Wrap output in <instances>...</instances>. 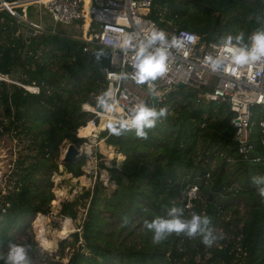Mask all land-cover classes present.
<instances>
[{"label": "trees", "instance_id": "16d2710c", "mask_svg": "<svg viewBox=\"0 0 264 264\" xmlns=\"http://www.w3.org/2000/svg\"><path fill=\"white\" fill-rule=\"evenodd\" d=\"M149 16L160 26L189 29L201 38L221 41L242 31L247 41L264 28V0H152ZM83 45L49 25L43 32L27 33L22 21L0 9V72L39 86V92L32 93L0 79V135L25 138V147L32 150L15 160L14 182L0 197V255L11 243H21L33 258L38 247L32 234L18 240L15 233H25L35 213L50 210V176L59 163L73 176L82 174L85 153L73 162L57 159L66 141L79 146L85 140L77 128L93 114L82 105H96V97L107 90L110 54L109 48L94 45L83 50ZM100 48L107 56L97 61L94 52ZM160 108L167 109V116L147 130V140L134 132L116 137L100 131L105 145L122 155L118 164L100 163L115 187L108 190L96 179L80 195L61 203L59 213L74 218L83 198L85 215L72 240L59 241V256L65 246L72 248L68 260L50 264H264V201L252 183L254 176L264 174V107H250L245 152L239 150L231 122L234 112L227 101L206 99L203 89L176 84L164 94ZM206 158H214L215 164L209 165ZM235 178L240 185H232ZM188 184L199 189L189 212L177 200ZM239 199L244 201V215L227 219L224 229L232 235L211 247L200 237L175 233L159 244L149 236L142 243L120 238L137 227L152 235L144 221L166 217L173 206L183 208L185 218L193 212L209 217L214 229L227 209L238 215V201L233 200ZM0 264L5 261L0 259Z\"/></svg>", "mask_w": 264, "mask_h": 264}, {"label": "built area", "instance_id": "2783aa9c", "mask_svg": "<svg viewBox=\"0 0 264 264\" xmlns=\"http://www.w3.org/2000/svg\"><path fill=\"white\" fill-rule=\"evenodd\" d=\"M30 4L36 5L49 14L53 22L52 31L56 28L55 24L71 25L73 21H77L79 34L67 33V35L81 40L84 43L83 50L91 49L94 45L110 49L109 66L105 72L106 91L110 90L113 93L116 100V113H105L97 109L96 105L84 103L83 109L91 112L93 116L77 128L78 136L86 138L96 135L94 130H107L109 121L116 119L119 115L130 117L132 110L142 103L152 107L151 101L154 95L158 96L157 105L154 107L158 111L164 94L172 86L182 81L186 85L203 89L206 99L229 103L230 109L234 112L231 122L237 128L236 137L240 142L239 150L242 152L247 150L245 146L246 128L249 124L250 107L253 104H260L264 107V61L239 67L226 62L218 70H212L207 63V57L222 54L221 41L201 38L200 35L189 29H179L175 26L167 28L158 25L149 16L152 0H0V9L9 10L26 27H32L33 34L43 32L45 24L31 20L26 13H19L16 10L17 7ZM153 27L163 30L169 41L176 37L183 42L181 49L172 48L170 50L168 71L163 77L153 82L156 88L154 95L150 93L147 85L136 84L131 79L133 53L131 51L123 52L119 47L125 35L131 34L134 37V42L138 43L141 37L148 34ZM121 72L128 73L129 78L117 79ZM0 79L8 83L20 84L29 92H39V86L34 82L25 84L13 79L7 73L1 72ZM102 119L106 120L103 124L101 123ZM88 123H92L94 126L92 133L87 136L79 134V128ZM260 125L264 126L263 120L260 121ZM89 146L91 144L84 140L77 147L81 153L84 147ZM99 175L98 178L95 176V180H101L107 187L115 185L113 181H109L107 175L105 177L104 173H99ZM95 180L93 179V183ZM110 184L111 186H109ZM10 188L11 186L7 190ZM198 196V186L188 184L183 188L177 200L182 202L184 209L189 212L193 200ZM66 218L69 219L70 224L71 216L65 215L63 221ZM50 219V214L37 212L32 218V223L39 230L40 223L44 224V220ZM62 228L58 231L60 232ZM80 229L81 227H77L75 231H80ZM68 231L65 237L68 236ZM214 233L219 234V232ZM58 235L65 238L60 233ZM36 236L38 241H43L38 234ZM214 243L220 242L215 241Z\"/></svg>", "mask_w": 264, "mask_h": 264}, {"label": "clouds", "instance_id": "9594fccd", "mask_svg": "<svg viewBox=\"0 0 264 264\" xmlns=\"http://www.w3.org/2000/svg\"><path fill=\"white\" fill-rule=\"evenodd\" d=\"M221 55L207 57V63L212 70H218L226 62L237 67L244 66L259 61H264V28L257 29L245 40V33L239 32L235 36L228 34L221 38ZM123 52L131 51L133 58L131 67L133 73L131 79L136 84L147 85L151 94L156 93L154 81L163 77L168 71V60L171 55V49L177 50L183 47V42L173 37L168 40L166 33L155 27L142 36L138 43L134 42V37L129 34L122 38L119 45ZM95 59L99 61L106 57L107 53L103 48L94 52ZM129 74L121 72L117 79L125 80ZM96 107L105 113H116V100L112 91H104L96 97ZM167 109L160 108L158 111L147 104H140L135 107L130 117L119 115L116 119L107 123V131L110 135L119 137L128 132H134L140 139H148V131L156 127L159 120L166 118ZM252 183L255 186L256 193L264 201V174L254 176ZM122 223H127L125 217ZM210 218L201 216L193 212L190 218L184 217V209L173 206L168 209L166 217H156L151 221L145 220L144 227L152 233V242L159 244L173 233L184 234L189 239L201 238V242L208 247L222 238L214 233L210 227ZM0 259L5 264H30L28 247L21 243H11L6 254L0 255Z\"/></svg>", "mask_w": 264, "mask_h": 264}, {"label": "rangeland", "instance_id": "374dc122", "mask_svg": "<svg viewBox=\"0 0 264 264\" xmlns=\"http://www.w3.org/2000/svg\"><path fill=\"white\" fill-rule=\"evenodd\" d=\"M32 5H26L24 7H17V11L19 13H26L29 14L31 11ZM47 15V13L45 12ZM55 27L57 30L61 29L65 33H74L76 35L79 34V30L77 27V21H73L71 25H62V24H55ZM94 133L96 135H90L85 138V141L91 144L89 147H84L81 151L80 155L82 153L86 154L85 161L82 164V174L79 176H73L71 173L65 171L62 169L63 165L59 163L58 165V171H53L50 179L53 182V185L51 187V190L53 191V199L50 201V210L46 213L50 214V220H44V227H45V238L42 239L43 243L37 240L36 234H38L39 238H42V234L40 233V228L38 230L37 227L33 226L32 219L30 221V224L27 226V231L23 234L15 233V236L18 240H22L24 237H26L28 234H32V239L36 241V245L38 247V250L36 251V254L33 258L30 259V264H50L51 261L56 260L60 262H66L68 260V257L71 253V246L68 245L64 248V253L62 256H59V241L63 239L62 237H59V229L63 227V220L65 214L59 213V209L61 207V203L64 200H72L76 196L80 195L82 190L85 187L91 186L93 184V179L95 180V176L97 178L100 176L99 173H104L105 177L107 175V170L105 167H101L100 163H104L106 166H111L113 163L118 164L120 159L122 158V155L118 153L116 150H114L113 147L109 146L107 147L105 145L104 138L98 137L100 130H94ZM69 142L66 141L60 149V154L58 157V162H62L61 156L63 154V151L65 150L67 144ZM26 145V139L25 138H19L16 136H12L10 133H4L0 135V149L1 153H3V156L5 157V160H3V166L4 170L1 173L0 180L2 184V190L0 191V197L5 193L7 188L12 186L14 180H11L12 176V170L15 167L16 159L18 157H22L23 154H31L32 150L25 147ZM79 155V156H80ZM206 161L209 163V165L215 164L214 158H206ZM233 162V161H231ZM232 169L234 168V164H231ZM106 173V174H105ZM238 175L242 176L243 173L240 171ZM108 177V175H107ZM11 181V182H10ZM233 186L240 185V181L238 178H235L233 183ZM111 186V184L109 185ZM107 187V186H106ZM115 187H107L108 190H111ZM81 201L83 202L84 199L81 198ZM238 201L237 208L239 213L238 215L233 213L232 209H227L225 212L223 218V221L216 225L214 228V232H219L220 237L222 238H228L232 235V232L229 230L224 229V223L227 221V219H232L233 216H239L244 215V201L239 200H233V202ZM82 202L77 206V216L71 217L70 224L67 227L69 229L68 236H64L67 241L72 240V232L76 230L77 227H80V224L82 222V219L85 215V208L82 207ZM234 206V205H233ZM53 212V213H51ZM69 216V215H67ZM232 216V217H231ZM54 217V218H53ZM33 218V217H32ZM46 219V218H45ZM233 224L235 225L236 221L232 220ZM234 225H229V227H232L234 229ZM62 226V227H61ZM58 232V233H57ZM149 236V239L152 240V235H148V233L141 228L137 227L131 232L130 234L128 232H124L121 234L120 238L125 237L126 241H129V239H132L133 241L137 243H142L145 241V237ZM44 238V237H43ZM216 241L219 242V239Z\"/></svg>", "mask_w": 264, "mask_h": 264}, {"label": "water", "instance_id": "95a60500", "mask_svg": "<svg viewBox=\"0 0 264 264\" xmlns=\"http://www.w3.org/2000/svg\"><path fill=\"white\" fill-rule=\"evenodd\" d=\"M26 31H27V33L32 34L33 28L27 27ZM178 84L179 85H186V83L182 82V81L179 82ZM157 102H158V96L154 95L152 98V101H151V106L156 107ZM79 155H80V152H79L78 147L74 143L69 142L60 158H61L62 162H73V161H76L78 159ZM3 160H5V157L3 156V153H1V149H0V176H1L2 171L4 170ZM1 190H2V184H1V180H0V191Z\"/></svg>", "mask_w": 264, "mask_h": 264}, {"label": "bare ground", "instance_id": "6f19581e", "mask_svg": "<svg viewBox=\"0 0 264 264\" xmlns=\"http://www.w3.org/2000/svg\"><path fill=\"white\" fill-rule=\"evenodd\" d=\"M104 121H106L105 119H102L101 120V123L103 124L104 123ZM101 124V125H102ZM94 129V126H93V124L92 123H88L86 126H84V127H80L79 128V134H82V135H90V133H92L91 131ZM69 226V219L68 218H66L65 219V221L63 222V228H62V230L59 232L60 233V235H62V236H65L66 235V233H67V231L69 230L67 227ZM44 232H45V227L43 226V224L42 223H40V233L42 234L41 236H42V238H41V240L43 239H46L45 238V235H44ZM44 237V238H43Z\"/></svg>", "mask_w": 264, "mask_h": 264}, {"label": "crops", "instance_id": "0c3cea01", "mask_svg": "<svg viewBox=\"0 0 264 264\" xmlns=\"http://www.w3.org/2000/svg\"><path fill=\"white\" fill-rule=\"evenodd\" d=\"M30 5H32V4H30ZM27 17L30 18L31 20L41 22L45 25H49V26L53 25V22L49 16V14L47 13V15H46L45 11L39 9L36 5H32L31 11L29 12V14H27Z\"/></svg>", "mask_w": 264, "mask_h": 264}]
</instances>
